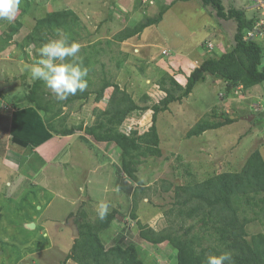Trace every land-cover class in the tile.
<instances>
[{"label": "rangeland", "instance_id": "1", "mask_svg": "<svg viewBox=\"0 0 264 264\" xmlns=\"http://www.w3.org/2000/svg\"><path fill=\"white\" fill-rule=\"evenodd\" d=\"M166 2L168 6L173 2L176 4L161 23L169 44L164 47V43L157 42L159 47L154 48L157 53L151 55L153 58L137 53V44L144 45L145 39H157L153 33L155 27L148 35L131 37L121 46L120 42H114L112 54L121 50L131 57L119 70L109 63V53L101 56L110 80L135 102L150 93L152 85L163 75H169L185 86L188 75L183 74L191 72L207 57L206 46L200 47L203 42L212 44L210 55L216 57L234 43V20L217 17L212 7L202 6L199 0ZM166 2L150 0L143 5L140 0H116L114 9L122 8L119 15L113 13L112 1L100 3L95 12L81 13L80 0H22L14 21L0 20V264H77L66 259L78 237L72 226L73 217L82 211L90 222H94L98 218L96 208L100 201L109 203V212L116 211V218L99 234L104 248L113 245L125 248L133 244L144 264H176L177 250L169 242L150 245L142 241L136 220L130 214L134 211L137 220L156 230L161 229L164 212L174 206L177 188L199 184L221 172L239 171L247 157L257 149L264 161L263 85L246 91L227 92L224 82L209 77L196 85L189 99L175 102L172 109L158 113L156 129L162 153L158 157L141 159L135 174L139 183L122 173L121 151L114 143L97 142L87 134L66 137L52 132L47 134L36 119L30 124L17 121L19 115L35 108L26 99L35 82L27 69L39 58L37 50L41 46L27 43L26 38L37 19L51 12L72 11L82 28L89 31L82 33L88 38L79 42L83 47L86 41L114 40V35L126 27H114L111 32L107 28L108 18L117 20L124 16L126 21L131 18L127 23L134 26L136 21L156 17L159 10L166 7ZM222 3L225 10H242L246 20H254L264 28V0H222ZM57 33L63 34L59 30L46 37L54 38ZM262 46L264 48V41ZM163 49L167 51L161 54ZM187 53L190 55L186 58L179 55ZM193 55H198L200 60L192 64L190 58ZM183 59L188 63L186 71L181 64ZM172 60L175 62L169 64ZM95 70L97 74L91 75L90 90L100 83L99 66ZM38 93L43 104L54 105L55 110L60 108L63 114H69L74 108L75 102L64 106V101H57L42 82ZM214 105L218 108L215 120L221 121L220 115H227L236 121L199 137H185L191 126ZM94 107L104 110L106 104L99 102L84 109L87 125L93 124ZM77 117L83 119L78 114ZM28 144L38 146L26 151ZM40 157L46 161L41 160V165ZM138 184L140 190L132 197ZM121 219L127 222V227H123ZM258 222L247 227L248 235H264V219ZM180 225L182 227L176 228L177 234L191 225L194 229L190 234L200 235L195 222L183 220ZM205 243L201 242L203 246Z\"/></svg>", "mask_w": 264, "mask_h": 264}, {"label": "trees", "instance_id": "2", "mask_svg": "<svg viewBox=\"0 0 264 264\" xmlns=\"http://www.w3.org/2000/svg\"><path fill=\"white\" fill-rule=\"evenodd\" d=\"M199 2L204 7H212L217 17L236 22L234 43L228 51L218 57L210 55L209 52L201 64L187 76L185 86L171 76L163 75L152 85L153 90L150 93L147 92L139 102H135L128 93L120 90L118 85L110 80L111 77L104 69L106 62L101 58L103 54L109 53V63L115 64V69L119 70L124 60L112 54L111 46L114 42L140 34L148 26L158 24L170 7L166 2V7L160 9L156 17H147L134 26L124 27L114 35V40L84 42L79 56L89 70L88 87L92 86L91 75L97 74V66L100 69V83L96 89L87 88L83 93L78 92L65 100L64 106L75 102L69 114H63L60 108L55 110V106H49L47 102L42 103V97L38 95L40 81L33 82L27 101L43 113L46 128L56 136L87 134L97 142L114 143L121 151L122 173L126 178L139 183L135 174L141 159L161 156L156 116L167 111L169 104L188 97L195 85L205 82L209 77L224 82L227 92H232L236 86H241L244 91L259 85L264 86V69L260 67L264 60L263 43L245 37L247 31L254 27L255 21L246 20L243 11L237 8L225 10L222 0ZM59 30L78 43L88 39L82 36V33L89 31L82 28L78 17L72 11L62 10L37 19L34 28L27 35V43L40 47L49 40L47 34L51 35ZM204 43L201 47H205ZM167 84L169 87H166ZM99 102L106 104L105 109L98 110L94 107L93 124L87 125V111L84 109H89L91 105ZM217 109L214 105L209 113L200 117L186 132L185 137H199L207 131L236 121L227 115H220L221 121L215 120ZM77 114L80 117L84 115L81 117L83 119L77 117ZM136 119L139 122H136ZM25 150L31 151L32 147L28 146ZM41 160L44 159L40 157L39 163ZM35 165L38 166V162ZM35 165L32 167H36ZM140 186L138 184L139 188L133 190L132 197H135ZM174 195V206L164 212L161 229L156 230L137 220L134 211L130 214L131 218L136 220L142 241L150 245L169 242L177 250L176 264H205L208 255H219L222 252H230L234 264H264V235L257 233L251 236L246 231L250 224L264 219V161L258 149L247 157L239 171L221 172L199 184L179 187ZM115 215L114 210L109 212L104 220L97 218L90 222L84 212H77L73 217V224L78 237L74 239L66 259H72L77 264H144L133 244L125 248L119 245L104 248L99 234L107 230L116 218ZM183 220L195 222L200 235L190 234L194 229L192 224L182 228L183 232L177 234L176 228L182 227L180 223ZM121 221L125 227L127 222L122 219ZM202 241H206L204 246Z\"/></svg>", "mask_w": 264, "mask_h": 264}, {"label": "clouds", "instance_id": "3", "mask_svg": "<svg viewBox=\"0 0 264 264\" xmlns=\"http://www.w3.org/2000/svg\"><path fill=\"white\" fill-rule=\"evenodd\" d=\"M21 3L22 0H0V20L14 21ZM140 4L148 2L140 0ZM80 48L81 45L72 41L68 34L57 33L56 37L50 38L37 50L39 58L27 69L30 78L42 82L57 101H65L78 92L83 93L88 88L89 70L78 56ZM109 207L106 201L98 203L96 212L100 220L107 217ZM205 264H234V260L230 252H222L219 255H208Z\"/></svg>", "mask_w": 264, "mask_h": 264}, {"label": "crops", "instance_id": "4", "mask_svg": "<svg viewBox=\"0 0 264 264\" xmlns=\"http://www.w3.org/2000/svg\"><path fill=\"white\" fill-rule=\"evenodd\" d=\"M106 1H112L113 2V9L116 7V0H80V8H79V10H80V12L81 13H90V12H95L96 11V8L100 5V3H102V2H106ZM166 1H169V0H166ZM127 3V2H126ZM172 5V6H171ZM170 5V7L168 8V10L165 12V14L163 15V17H162V20H161V22L159 23V24H157V25H152V26H150V27H147V28H145L143 31H142V33L141 34H138V35H135V36H133V37H138L139 35H148V33H151V32H149L150 31V29L152 28V27H155V31L153 32L155 35H157V39H151V40H147V39H145L144 40V45L143 44H137L138 46H139V48H137V53H141V54H144V55H149V56H151V55H153L154 53H155V55H156V53L157 52H154V48H156V47H159V45H158V43L157 42H160V43H164V47L167 45V44H169V39H168V37L166 36L165 37V34H164V30L162 29V22L164 21V19H165V17H166V15L168 14V11L174 6V5H176L174 2L172 3ZM121 11H122V8H117V9H114V11H113V13H117V14H119V15H121ZM116 15V14H115ZM125 17L124 16H122V17H120V18H118L117 20L115 19V18H113L112 17V19L111 18H108L107 19V25H108V27L107 26H105V27H107L108 29H110L111 30V32H112V29H114V27H116L117 29H118V27H121L122 25H124V26H129V27H131V25H129V23H127V22H129V21H131V18L130 19H128L127 21L124 19ZM136 22H138V21H136ZM136 22H134V23H136ZM96 29V28H95ZM115 33V32H114ZM132 37V38H133ZM109 39V38H108ZM131 39V37L130 38H128V39H126V40H124V41H122V42H118L119 43V45L121 46V44H124V43H126L127 41H129ZM110 40V39H109ZM201 47V46H200ZM170 49H172V48H170ZM162 51H167V49H163V50H161V54H162ZM206 52H207V50H205V54H206ZM179 55H181L182 57H184V58H186L187 57V55L189 56L190 54H179ZM192 55V54H191ZM115 56H117L118 58H120V57H122L123 58V60H124V62H123V65H122V67L124 66V64L127 62V61H130V55H129V53H127L126 51H121L120 50V52H118V50H116V52H115ZM198 56V55H197ZM197 56H192L190 59V63L192 62V64H193V62L194 61H196V62H198V60H200V58H198ZM196 57V58H195ZM151 58H153L152 56H151ZM202 58H204V57H202ZM184 60V62H182L181 64L183 65V67H184V71H186V70H188V63L186 62V60L185 59H183ZM203 60H201L199 63H197L196 65H195V67H198L200 64H201V62H202ZM173 62H175V61H168V63L170 64V63H173ZM168 64V65H169ZM195 67H193L192 68V70L195 68ZM191 70V71H192ZM186 74H183L184 76L185 75H189L190 74V70L189 71H187V72H185ZM182 85V84H181ZM196 88V85H195V87L193 88V90H192V92L188 95V97H186L187 99H189L190 97H191V95H193L192 93L194 92V89ZM183 99H185V98H183ZM175 102H173V103H171V104H169V109H172V105L174 104ZM168 111V110H167ZM28 113H30V114H28ZM27 114H28V117H27ZM35 119L39 122V124L41 125V127H42V130L45 132V133H47V134H51L50 133V131H48L47 130V128H46V126H45V123H44V121H43V113L41 112V111H39V110H37L36 108H32L31 110H29L27 113H23V114H21V115H19L18 116V118H17V121L18 122H27L28 124H30V121H32V120H34L35 121ZM33 137H34V135H33ZM48 137V136H47ZM29 146H31L32 148H35L36 146H38V145H34V144H28ZM41 145V144H40ZM35 146V147H34ZM26 169H28V168H26Z\"/></svg>", "mask_w": 264, "mask_h": 264}, {"label": "built area", "instance_id": "5", "mask_svg": "<svg viewBox=\"0 0 264 264\" xmlns=\"http://www.w3.org/2000/svg\"><path fill=\"white\" fill-rule=\"evenodd\" d=\"M148 1H150V0H143V2H145V3L148 2ZM245 37L247 39H250V40H253V41H262L263 42L264 41V40H262V37H264V28H263V26L260 23H256L251 30L247 31ZM204 45L207 46L208 52H210L209 49H211L212 44L207 41V42L204 43ZM261 67L264 69V62L261 65ZM234 90H237V91L239 90L240 91V90H242V87L241 86H236V87L233 88V91ZM258 104H255V105H258Z\"/></svg>", "mask_w": 264, "mask_h": 264}, {"label": "water", "instance_id": "6", "mask_svg": "<svg viewBox=\"0 0 264 264\" xmlns=\"http://www.w3.org/2000/svg\"><path fill=\"white\" fill-rule=\"evenodd\" d=\"M72 226H73V228H74L75 234H77L76 227L74 226V224H72Z\"/></svg>", "mask_w": 264, "mask_h": 264}]
</instances>
